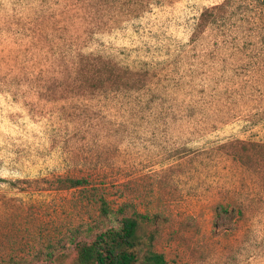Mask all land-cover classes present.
<instances>
[{"label":"rangeland","instance_id":"374dc122","mask_svg":"<svg viewBox=\"0 0 264 264\" xmlns=\"http://www.w3.org/2000/svg\"><path fill=\"white\" fill-rule=\"evenodd\" d=\"M99 196L166 264H264V0H0V264H73Z\"/></svg>","mask_w":264,"mask_h":264},{"label":"trees","instance_id":"16d2710c","mask_svg":"<svg viewBox=\"0 0 264 264\" xmlns=\"http://www.w3.org/2000/svg\"><path fill=\"white\" fill-rule=\"evenodd\" d=\"M60 181L67 188L88 184L86 178L66 177ZM98 201L100 223L109 225L97 230L90 239L74 243L73 264H166L164 254L152 249L151 242L139 231L141 218L147 216L136 211L128 214L127 204L114 207L104 196H99Z\"/></svg>","mask_w":264,"mask_h":264}]
</instances>
